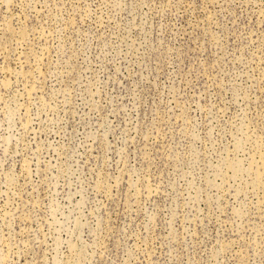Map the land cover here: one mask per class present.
<instances>
[{
  "label": "rangeland",
  "instance_id": "rangeland-1",
  "mask_svg": "<svg viewBox=\"0 0 264 264\" xmlns=\"http://www.w3.org/2000/svg\"><path fill=\"white\" fill-rule=\"evenodd\" d=\"M0 264H264V0H0Z\"/></svg>",
  "mask_w": 264,
  "mask_h": 264
}]
</instances>
